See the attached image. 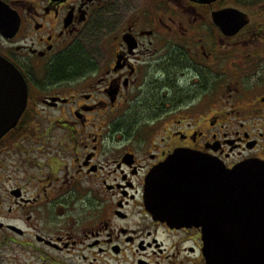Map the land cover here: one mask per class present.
<instances>
[{
    "label": "flooded vegetation",
    "instance_id": "af4514ba",
    "mask_svg": "<svg viewBox=\"0 0 264 264\" xmlns=\"http://www.w3.org/2000/svg\"><path fill=\"white\" fill-rule=\"evenodd\" d=\"M0 1V56L28 85L0 138V261L207 264L202 227L155 218L147 183L176 151L264 163V6ZM72 53L86 64L57 75Z\"/></svg>",
    "mask_w": 264,
    "mask_h": 264
},
{
    "label": "water",
    "instance_id": "95a60500",
    "mask_svg": "<svg viewBox=\"0 0 264 264\" xmlns=\"http://www.w3.org/2000/svg\"><path fill=\"white\" fill-rule=\"evenodd\" d=\"M3 3L0 31L6 23ZM222 18L234 19L222 25L227 36L240 30L241 17L227 11ZM27 103L25 79L0 57V138L16 127ZM147 206L172 225L202 227L207 264H264V163L226 169L196 153L176 151L150 174Z\"/></svg>",
    "mask_w": 264,
    "mask_h": 264
},
{
    "label": "trees",
    "instance_id": "16d2710c",
    "mask_svg": "<svg viewBox=\"0 0 264 264\" xmlns=\"http://www.w3.org/2000/svg\"><path fill=\"white\" fill-rule=\"evenodd\" d=\"M85 59L78 55L77 53H72L63 59V62L58 63V69L56 71L57 75L71 74L73 71H77L78 66H83L86 64ZM55 74V73H53ZM52 74V75H53Z\"/></svg>",
    "mask_w": 264,
    "mask_h": 264
},
{
    "label": "rangeland",
    "instance_id": "374dc122",
    "mask_svg": "<svg viewBox=\"0 0 264 264\" xmlns=\"http://www.w3.org/2000/svg\"><path fill=\"white\" fill-rule=\"evenodd\" d=\"M248 1H251V0H248ZM254 1L260 3V4H262L264 6V0H254ZM2 239H3V237H2ZM0 264H7V263H4L2 261ZM111 264H117V262L116 261H112Z\"/></svg>",
    "mask_w": 264,
    "mask_h": 264
}]
</instances>
